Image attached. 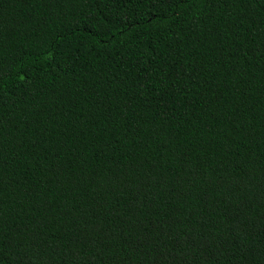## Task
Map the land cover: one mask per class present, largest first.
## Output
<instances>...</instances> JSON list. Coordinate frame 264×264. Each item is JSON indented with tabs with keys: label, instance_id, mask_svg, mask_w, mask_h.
<instances>
[{
	"label": "trees",
	"instance_id": "trees-1",
	"mask_svg": "<svg viewBox=\"0 0 264 264\" xmlns=\"http://www.w3.org/2000/svg\"><path fill=\"white\" fill-rule=\"evenodd\" d=\"M0 264H264V0H0Z\"/></svg>",
	"mask_w": 264,
	"mask_h": 264
}]
</instances>
